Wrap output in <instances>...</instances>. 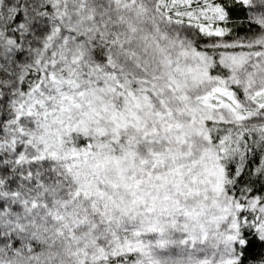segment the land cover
<instances>
[{"label":"snow or ice","instance_id":"snow-or-ice-1","mask_svg":"<svg viewBox=\"0 0 264 264\" xmlns=\"http://www.w3.org/2000/svg\"><path fill=\"white\" fill-rule=\"evenodd\" d=\"M0 264H264V0H0Z\"/></svg>","mask_w":264,"mask_h":264}]
</instances>
